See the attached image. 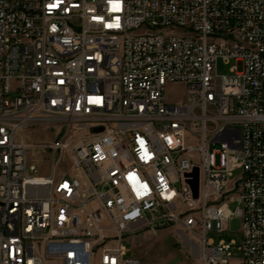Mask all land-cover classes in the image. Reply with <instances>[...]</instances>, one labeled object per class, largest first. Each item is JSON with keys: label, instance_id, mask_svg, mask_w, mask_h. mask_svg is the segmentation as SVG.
I'll use <instances>...</instances> for the list:
<instances>
[{"label": "built area", "instance_id": "1", "mask_svg": "<svg viewBox=\"0 0 264 264\" xmlns=\"http://www.w3.org/2000/svg\"><path fill=\"white\" fill-rule=\"evenodd\" d=\"M38 124L66 130L46 172L21 163L17 134ZM234 216L239 245L209 236ZM169 227L200 264L234 245L264 264V0H0V264H141L125 235Z\"/></svg>", "mask_w": 264, "mask_h": 264}, {"label": "rangeland", "instance_id": "2", "mask_svg": "<svg viewBox=\"0 0 264 264\" xmlns=\"http://www.w3.org/2000/svg\"><path fill=\"white\" fill-rule=\"evenodd\" d=\"M232 62L219 59L217 71L219 74L229 73ZM186 88L183 83H171L166 88V97L170 102H181L185 99ZM71 134V133H70ZM66 135V130L59 125L38 124L21 130L17 137L24 140L28 148V159L41 167L43 172L48 169L47 164L49 153L45 147L56 139ZM81 133L76 134L79 136ZM67 161V158H66ZM67 163V162H66ZM241 174V169L233 172L232 179ZM234 208L235 204H231ZM242 219L234 216L230 220L229 230L224 233L210 231L209 236L218 241L224 238L229 241L236 240L238 245L242 241ZM124 244L128 249V256L138 258L141 264H200V245L193 236L183 233V231L169 227L152 230L144 228L136 233L125 235ZM238 245L231 248L232 259L230 264L241 262V251ZM96 264V263H94Z\"/></svg>", "mask_w": 264, "mask_h": 264}, {"label": "bare ground", "instance_id": "3", "mask_svg": "<svg viewBox=\"0 0 264 264\" xmlns=\"http://www.w3.org/2000/svg\"><path fill=\"white\" fill-rule=\"evenodd\" d=\"M20 95V86H9L7 102H15V96ZM70 159L78 165H86L92 161L90 148H70ZM21 163H28V156H21ZM3 193H11V183H4ZM17 198L26 197V189L23 185H15Z\"/></svg>", "mask_w": 264, "mask_h": 264}, {"label": "water", "instance_id": "4", "mask_svg": "<svg viewBox=\"0 0 264 264\" xmlns=\"http://www.w3.org/2000/svg\"><path fill=\"white\" fill-rule=\"evenodd\" d=\"M192 176H193V179H191L190 182L192 184L195 197H198V186H199L198 168H195L194 172L192 173Z\"/></svg>", "mask_w": 264, "mask_h": 264}, {"label": "crops", "instance_id": "5", "mask_svg": "<svg viewBox=\"0 0 264 264\" xmlns=\"http://www.w3.org/2000/svg\"><path fill=\"white\" fill-rule=\"evenodd\" d=\"M234 264H241V262L239 263V262H236V263H234Z\"/></svg>", "mask_w": 264, "mask_h": 264}]
</instances>
